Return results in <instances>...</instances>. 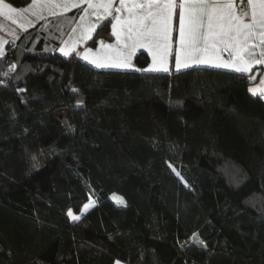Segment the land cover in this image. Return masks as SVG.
<instances>
[{
	"label": "trees",
	"instance_id": "obj_1",
	"mask_svg": "<svg viewBox=\"0 0 264 264\" xmlns=\"http://www.w3.org/2000/svg\"><path fill=\"white\" fill-rule=\"evenodd\" d=\"M81 11L0 55V264H264L259 73L97 69L58 53Z\"/></svg>",
	"mask_w": 264,
	"mask_h": 264
},
{
	"label": "snow or ice",
	"instance_id": "obj_2",
	"mask_svg": "<svg viewBox=\"0 0 264 264\" xmlns=\"http://www.w3.org/2000/svg\"><path fill=\"white\" fill-rule=\"evenodd\" d=\"M81 2H86L89 8H103L106 15H111L113 11L117 13L114 17L117 23L113 24L112 28L118 42L121 40V34L117 31V24H121L122 30H125L126 52L121 54L122 59L112 64L96 62L97 67L127 68L130 66L132 53L138 47H149L155 49L153 65L145 71L155 70L157 63L160 69L168 71L166 58L174 16L178 17L179 31V48L175 57L177 69L189 66L188 57L191 52H207L210 49L229 52V59L219 60L217 67L234 68L237 72L246 73L256 65H264V0H239V4L237 0H118V6L115 8L113 4L116 0ZM37 5L44 8L62 7L66 11L69 7H77L78 3L77 0H63L62 3H57L56 0H31L26 8L17 9L5 0H0V15L12 19V14L28 11ZM84 11L87 12V9ZM125 12L128 15L122 20L119 14ZM15 22L13 20V23ZM91 30L93 29L89 31ZM72 50L61 49L65 56ZM261 83H264V80ZM256 91L249 89L254 95ZM261 95L264 96V90H261ZM113 199L118 205L126 206L122 197L113 194ZM91 206V202L84 204L83 211L86 212ZM67 216L73 221L81 218L80 215L73 214L71 209L68 210ZM115 264L121 262L116 261Z\"/></svg>",
	"mask_w": 264,
	"mask_h": 264
},
{
	"label": "crops",
	"instance_id": "obj_3",
	"mask_svg": "<svg viewBox=\"0 0 264 264\" xmlns=\"http://www.w3.org/2000/svg\"><path fill=\"white\" fill-rule=\"evenodd\" d=\"M6 3H9L5 0ZM57 3H62L63 0H56ZM94 2L98 3L99 0H94ZM179 2V0H177ZM31 3V1H30ZM29 3V4H30ZM77 7H69L66 11L62 7H50L44 8L41 5H37L35 8L29 9L28 11L12 14V19H8L5 15H0V55L5 52V49L9 43L16 42L21 35L36 26L41 21H44L48 18L62 16L68 14L74 10L82 8L79 17L74 22L72 28L70 29L68 35L65 40L62 42L60 47L58 48V53L64 57H69L73 54H77L78 57L85 63L97 68L104 70H137L142 72H151V73H169L174 70L176 72L195 68V67H206L212 69L226 70L232 71L236 73H240L235 71L234 68H225V67H217L216 64L219 60H228L229 52L228 51H220L218 49L213 50L210 49L207 52L200 50L194 51L189 54L188 57V67H181L177 69L175 63L176 51L179 48V31H178V17L174 16L172 21V31L170 33V40L168 42L167 49V58H166V66L168 71H163L160 69L159 63L156 64L155 70H148L150 66L153 65V52L154 48L149 47H138L134 53H132L130 58V66L127 68H118V67H97L96 62H103L106 64H112L122 59V53H125L124 43L126 41L125 30H122V25L117 24V31L121 34V40L118 42L117 37L113 35L112 25L116 24V20L114 17L117 15L114 11L111 15H106L104 13L103 8H89L86 2H81V0H77ZM239 4V0H237ZM11 4V3H10ZM28 4V5H29ZM28 5L24 7H16L17 9L26 8ZM118 6V0L113 4V8ZM87 9V12L84 10ZM177 13L179 9L176 10ZM55 13V15H53ZM122 20L127 17V13H121ZM111 19L112 22L110 24V38L100 37L94 45H90L89 42L95 35L100 23L104 20ZM13 20L16 22L13 23ZM90 29H93L89 31ZM103 41V44H101ZM111 45V47H108ZM73 49L69 55L65 56L61 49ZM91 49L89 52L88 50ZM146 54L149 58L148 64L145 67H140L136 61V58L139 54ZM161 54H163V49H161ZM184 55L182 53V59ZM219 58V59H218ZM160 56H157V60L159 61ZM197 61H207V62H197ZM257 81L252 84L250 88L256 89V94L254 95L252 92H249L254 97H263L261 95V90H264V83H261L264 80V65H256L252 68L250 72L240 73V74H258ZM121 264H128L120 261ZM115 264V263H114Z\"/></svg>",
	"mask_w": 264,
	"mask_h": 264
},
{
	"label": "rangeland",
	"instance_id": "obj_4",
	"mask_svg": "<svg viewBox=\"0 0 264 264\" xmlns=\"http://www.w3.org/2000/svg\"><path fill=\"white\" fill-rule=\"evenodd\" d=\"M65 40V39H64ZM63 40V41H64ZM225 173H226V175L228 176V179L231 181V182H233V183H238V180H239V178H240V173H230L228 170H225ZM115 195H117V196H119V197H122V196H120V195H118V194H115ZM123 198V197H122ZM123 200H124V198H123ZM110 203L114 206V207H116V206H120V205H118L117 203H116V201L113 199V194L111 195V197H110ZM125 201V200H124ZM91 202V207L86 211V212H84L83 211V208H82V211H81V213L80 214H76V213H74L73 212V214H76V215H80V217H82L83 215H85L88 211H90L96 204H95V201L93 200V199H90L87 203H90ZM251 205H252V207H254V208H256L257 210H260V211H263L264 210V199L262 198V197H256V198H254V199H252L251 200V203H250ZM72 220V219H71ZM73 221V220H72Z\"/></svg>",
	"mask_w": 264,
	"mask_h": 264
}]
</instances>
